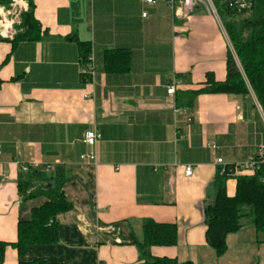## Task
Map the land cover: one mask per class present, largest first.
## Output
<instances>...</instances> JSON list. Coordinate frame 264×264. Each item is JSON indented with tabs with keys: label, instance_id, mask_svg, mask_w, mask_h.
<instances>
[{
	"label": "crops",
	"instance_id": "obj_1",
	"mask_svg": "<svg viewBox=\"0 0 264 264\" xmlns=\"http://www.w3.org/2000/svg\"><path fill=\"white\" fill-rule=\"evenodd\" d=\"M26 1L39 38H0V241L15 242L17 223L47 199L36 184L27 190L33 197L19 194L29 168L64 178L72 208L56 216L57 243L28 245L21 257L7 246L0 264H141L135 241L147 219L177 227L176 244L152 246L154 256L264 264V233L249 223L227 236L220 257L205 240L216 159L238 165L264 147L253 91L247 83L244 94H198L190 107L176 101L207 74L223 81L228 50L242 71L222 22L201 5L180 17L165 0ZM79 43L89 46L86 62ZM116 49L129 53L125 71L105 68V53ZM86 131L99 135L95 146L84 142ZM90 151L96 164L80 158ZM226 193H235L232 178Z\"/></svg>",
	"mask_w": 264,
	"mask_h": 264
},
{
	"label": "trees",
	"instance_id": "obj_2",
	"mask_svg": "<svg viewBox=\"0 0 264 264\" xmlns=\"http://www.w3.org/2000/svg\"><path fill=\"white\" fill-rule=\"evenodd\" d=\"M10 0H0V5H8ZM218 2V0H217ZM221 22L231 46L240 63L239 69L232 53L226 55V76L223 81L214 80L207 74L205 83L194 90L177 93L179 106H192L198 94L223 93L244 94L248 92L247 83L253 91L264 112V0H257L249 15L241 16L220 6ZM218 9V8H217ZM40 28L33 16V6L21 16V23L11 43L32 41L39 38ZM80 55L84 62L90 54L86 43H79ZM107 70L125 71L129 68L130 56L125 50L107 51L104 56ZM2 81L0 80V86ZM220 173L217 171L213 184L215 196L213 202L204 208L206 221L205 240L217 257L227 249L226 238L237 233L247 220L258 233H264V164H260L251 174H241L234 165ZM235 180V193L228 196L226 181ZM61 177H48L43 171L29 168L18 183V192L25 199L33 197L27 193L28 187L37 185L35 194L45 196L46 201L31 210V218L17 223V239L13 243L0 241V263L3 262L7 246L13 247L21 257L28 245L55 244L58 242V223L56 216L67 212L72 204L66 199ZM51 184V185H50ZM48 185H50L48 187ZM177 242V227L173 223H161L152 219L144 220L141 226V238L135 241L141 264H195L192 261L179 262L175 258L154 256L152 246H173ZM18 264H55L44 258L31 262L19 261Z\"/></svg>",
	"mask_w": 264,
	"mask_h": 264
},
{
	"label": "built area",
	"instance_id": "obj_3",
	"mask_svg": "<svg viewBox=\"0 0 264 264\" xmlns=\"http://www.w3.org/2000/svg\"><path fill=\"white\" fill-rule=\"evenodd\" d=\"M148 4L154 3L156 0H139ZM166 3L174 9V12L180 16L187 18L194 9L201 5L208 13L213 14L218 20L221 21L218 14L216 2L214 0H165ZM257 0H218V4L223 6L226 10L236 12L238 14L249 15ZM28 2L26 0H10L8 5H0V38L12 39L16 33L17 27L21 23V16L28 10ZM145 13L142 14L145 17ZM88 74L91 70H87ZM167 94H173L175 92V84L172 83L166 90ZM99 135L95 131H86L84 134V142L89 146H95ZM1 148V145H0ZM83 161L96 164L97 156L95 152L90 151L81 155ZM216 164L220 165V173L226 168L230 169V165H224L222 159H216ZM264 164V147L262 145L258 148V153L251 157L244 163L234 165L238 172L253 173L256 168ZM23 170H27V167H23ZM193 168L191 166L185 167V175H191Z\"/></svg>",
	"mask_w": 264,
	"mask_h": 264
},
{
	"label": "rangeland",
	"instance_id": "obj_4",
	"mask_svg": "<svg viewBox=\"0 0 264 264\" xmlns=\"http://www.w3.org/2000/svg\"><path fill=\"white\" fill-rule=\"evenodd\" d=\"M215 2H216V5H217V8H218V10H219V12H220V8H219V6H218V2H217V0H214ZM241 16H246V15H243V14H240ZM18 29V28H17ZM18 30H16V32H17ZM232 50H233V48H232ZM233 52H234V50H233ZM235 54V53H234ZM236 55V54H235ZM241 67V66H240ZM243 223H249L247 220H244L243 221ZM250 224V223H249Z\"/></svg>",
	"mask_w": 264,
	"mask_h": 264
},
{
	"label": "water",
	"instance_id": "obj_5",
	"mask_svg": "<svg viewBox=\"0 0 264 264\" xmlns=\"http://www.w3.org/2000/svg\"><path fill=\"white\" fill-rule=\"evenodd\" d=\"M50 185H48V187H49Z\"/></svg>",
	"mask_w": 264,
	"mask_h": 264
}]
</instances>
